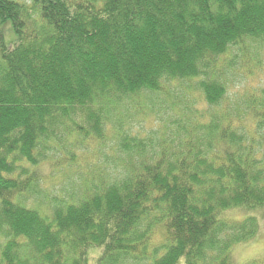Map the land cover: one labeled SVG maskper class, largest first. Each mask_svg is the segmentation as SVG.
I'll return each instance as SVG.
<instances>
[{
    "label": "trees",
    "instance_id": "1",
    "mask_svg": "<svg viewBox=\"0 0 264 264\" xmlns=\"http://www.w3.org/2000/svg\"><path fill=\"white\" fill-rule=\"evenodd\" d=\"M261 42L264 0H0V264H233L257 223L226 211L264 205V84L230 107L232 57ZM103 149L81 194L23 201L39 165Z\"/></svg>",
    "mask_w": 264,
    "mask_h": 264
},
{
    "label": "rangeland",
    "instance_id": "2",
    "mask_svg": "<svg viewBox=\"0 0 264 264\" xmlns=\"http://www.w3.org/2000/svg\"><path fill=\"white\" fill-rule=\"evenodd\" d=\"M255 45L247 48V55L244 57L237 47L234 50L235 54L232 58L234 59L235 67L237 70H241V75L249 74L243 78L239 77L234 83L230 84L231 86L228 90L230 107L235 106V104H240L239 107H242L244 105L242 103L243 93L245 91L249 92L253 87H261L264 84V42ZM167 88L166 94L155 96L149 101L151 109H154V107L158 108V106L167 108L173 104L181 103L189 94L185 91L186 84L183 87V85L174 82L173 85ZM189 96L191 97V95ZM194 107L200 112L206 110L205 104L197 100L194 102ZM168 116L163 115L162 111L157 116H153L151 111L148 112L147 117L133 118L131 126L136 130H146L151 126L159 125L157 121H153L154 118L157 117V119L163 121L167 120ZM204 119L206 117H203ZM243 123L246 125L250 123V120L247 118L243 120ZM106 152L111 154L108 149H103L99 156L91 155L86 157L89 155L87 152L77 159V163L73 162L70 166L66 164L63 168H59L60 165H51L49 162L39 165L37 169L40 180L35 183L33 190L27 198H23V201L45 209L48 204L54 203L55 199L68 200L71 196L75 197L81 194L84 191L86 171L93 169L95 165L96 169L102 168L101 162H105ZM58 154L57 152L55 153L54 160H57ZM60 156L62 157L61 154ZM226 212L230 219L242 220L247 217H253L257 223L256 233L251 239L232 246L231 262L233 264H246L256 261L264 264V205L256 207L241 206L228 209ZM151 242L154 244L162 242V236L156 234ZM95 255H97V251L91 252V261L95 259ZM123 263L132 264L137 262H134V259L130 257ZM138 264L146 263L142 259L138 261Z\"/></svg>",
    "mask_w": 264,
    "mask_h": 264
}]
</instances>
